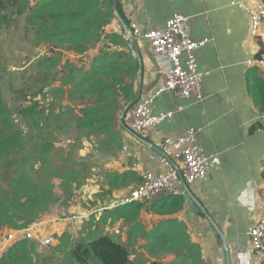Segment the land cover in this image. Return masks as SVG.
I'll return each mask as SVG.
<instances>
[{
    "label": "crops",
    "instance_id": "obj_1",
    "mask_svg": "<svg viewBox=\"0 0 264 264\" xmlns=\"http://www.w3.org/2000/svg\"><path fill=\"white\" fill-rule=\"evenodd\" d=\"M232 1L119 0L128 27L134 21L145 30L166 28L179 13L192 17L189 30L193 39L207 38L211 42L195 51L199 68L205 73L204 100L192 105L193 99L183 101L170 92L162 94L155 101L156 110L168 111L183 104L187 109L148 139L134 135L125 124L117 126L116 147L111 155L121 166L112 171L136 173L131 165L139 162L154 173L164 172L162 156L150 144L165 137H179L188 128L201 129L200 144L221 161L204 180L188 186L180 209L176 204L164 208V214L143 210L135 219L129 216L131 221L127 222L119 215L120 209L130 206L128 209L134 210L133 203L106 208L105 220L118 224L116 234L123 226L128 229L122 237L113 236L131 250V259L137 264H226V247L230 264H264L249 252L248 237L249 228L264 209V113L257 104L259 93L264 91V69L246 65L250 59L264 57V27L253 37L248 15L231 5ZM124 31L119 19L107 29L109 35L122 36ZM105 45L103 42L101 47ZM138 45L143 59L142 96H146L165 84L167 64L158 61L149 43L138 41ZM98 52L94 51L96 55ZM137 81L134 94L138 91ZM136 185L130 183L123 188ZM168 198L154 204L159 207ZM194 201L207 216L191 207ZM34 245L36 252L40 251ZM33 264H42L38 255H33Z\"/></svg>",
    "mask_w": 264,
    "mask_h": 264
},
{
    "label": "trees",
    "instance_id": "obj_2",
    "mask_svg": "<svg viewBox=\"0 0 264 264\" xmlns=\"http://www.w3.org/2000/svg\"><path fill=\"white\" fill-rule=\"evenodd\" d=\"M113 1L0 0V52L15 40L37 47V52L18 54L24 61L22 66L28 65L24 71L8 72V67L0 71V231L24 228L58 203L53 186L35 180V173L61 177L66 198L73 183L80 184L77 172L66 169L61 173L62 169L52 164L57 157L52 152L58 147H54L49 128L56 121L64 129L62 122L70 116L68 128L72 121L76 132L87 137L103 136L108 148L116 147L115 128L121 126L117 112L126 107L118 101L123 97L127 105L135 98L138 61L133 50L129 51L125 32L122 36L107 33L118 15L127 22L119 0L116 9ZM103 42L106 45L101 47ZM112 47L115 50L109 51ZM39 49L47 50L50 57H41ZM96 49L99 54L88 69L81 72L70 59L62 64L66 69H58L63 56L94 53ZM39 69H44V77ZM57 74L61 85L59 81L55 84ZM68 101H78L80 107H71ZM257 104L263 114L264 91L259 93ZM45 134L53 143H43ZM109 179L113 189L140 182L134 172L114 173ZM182 204V196L169 197L159 207L135 202L134 210L123 207L119 215L130 222V217L137 218L143 210L164 214L168 205L180 209ZM60 241L55 250L67 252L58 264H137L131 259V250L110 234L97 233L74 247L67 234ZM33 255H37L34 243L19 242L0 258V264H33Z\"/></svg>",
    "mask_w": 264,
    "mask_h": 264
},
{
    "label": "built area",
    "instance_id": "obj_3",
    "mask_svg": "<svg viewBox=\"0 0 264 264\" xmlns=\"http://www.w3.org/2000/svg\"><path fill=\"white\" fill-rule=\"evenodd\" d=\"M231 5L248 15L251 35L258 36L264 27V1L234 0ZM191 21L192 17L176 13L166 28L145 30L134 21L128 27L138 41L151 45L154 55L161 64H167L165 84L156 91L142 96L130 108L129 118L125 120L127 130L142 139H148L162 125L172 121L187 109L183 104L168 111L156 110L155 101L165 92H170L183 101L193 99L192 105H198L204 100L202 82L205 73L199 68L195 51L208 45L211 39H193L189 30ZM246 65L264 69V57L250 59L246 61ZM201 132V129L188 128L179 137H165L155 141L153 145L167 155L162 156L160 162L165 171L154 173L139 162H133L131 166L137 173L140 183L127 195L123 204L141 202L151 205L162 198L184 196L187 192L173 162L179 168L187 186L204 180L211 168L220 165L221 161L217 154H209L204 150L199 139ZM124 151L127 152L128 148L124 147ZM54 221L50 215L24 228L5 233L0 238V257L19 242H34L37 247L42 248L53 245V235H41V231L47 223ZM248 237L249 252L258 262H264V209L259 219L249 228Z\"/></svg>",
    "mask_w": 264,
    "mask_h": 264
},
{
    "label": "rangeland",
    "instance_id": "obj_4",
    "mask_svg": "<svg viewBox=\"0 0 264 264\" xmlns=\"http://www.w3.org/2000/svg\"><path fill=\"white\" fill-rule=\"evenodd\" d=\"M30 43L31 42H22L20 40H15L11 44L9 43V45H11L10 48L0 52V71H2L4 67H8V72L9 70L14 71L18 69L24 71L28 65L22 66L24 61L18 57V54H30L33 50L37 52L36 45ZM56 51L62 53L61 49H56ZM38 53L41 57H50L47 50H43L42 52L39 49ZM62 55L64 54L62 53ZM69 55L68 58L66 56L62 57L61 62L58 64V69H66L62 67V64L70 59V61H72L71 63L77 65L82 72L89 68L96 53L88 51L81 55L72 53ZM43 70L44 69L37 70L41 77H44ZM29 79H31V77ZM57 81H59V85H61L58 74L55 84ZM29 85L32 87L31 84ZM41 85H43V83H41ZM40 95L42 96V94H39V98L41 97ZM118 103L123 108L129 105V103L126 105V99L123 97L119 99ZM68 104L71 105V107H80L78 101H68ZM131 107L132 106H130L127 111L125 108L117 112L118 117L122 112L119 118H123L125 114H127L124 119V124L129 118ZM71 119L70 116H66L64 122L61 120V122L65 124L64 129L58 127L60 121H56L52 127L49 128V132H51V136L54 139V147H58L52 152L53 155L57 154V157L52 160V164L62 169L61 173L66 169L69 170V172H77V174L81 176L80 184L73 183L70 196L66 198V195L64 196L65 189L62 185L61 177L44 175L42 172L34 174L35 180H41L51 184L53 186V192L56 197L59 198L58 203L53 205L47 212L37 216V219L30 223L32 224L38 219H43L50 215L55 219L54 222L47 223L41 231V235H53L54 237L53 245L45 248L37 247L40 250L37 251L38 262L42 264H58L62 259V255H65L67 251L55 250L60 242V237L64 234L69 235L71 241L70 245L72 247L82 240H89L90 237L97 233L119 235L122 237L128 229L123 226L119 229V234H116L115 231L117 230L118 224L114 225V223H108V220H105L104 213L106 208L110 205L114 207L124 206L123 203L127 199V195L139 185L133 188H127L126 190L123 187L118 189L111 188V181L109 178L115 173L112 169L119 168L121 164L117 162L114 163V159L111 155L112 149L106 146L103 136L87 137L82 135L74 130L72 121H70V127L68 128V123ZM44 137L43 143H53V141L47 139L46 134ZM38 167L39 165L37 168ZM60 223H62L61 228L59 227ZM6 230L10 231L11 229H3L0 231V238L8 232ZM143 235L144 232L142 233V236Z\"/></svg>",
    "mask_w": 264,
    "mask_h": 264
},
{
    "label": "water",
    "instance_id": "obj_5",
    "mask_svg": "<svg viewBox=\"0 0 264 264\" xmlns=\"http://www.w3.org/2000/svg\"><path fill=\"white\" fill-rule=\"evenodd\" d=\"M113 7L114 9H116V0L113 1ZM116 14L118 15L117 11H116ZM118 19L121 20V23L123 24L124 28H125V34H126V39L128 40L133 52H134V55H135V58L137 59L138 61V91H137V94L135 96V98L129 103V105L126 107V111L127 109L130 107V106H133L135 105L142 97V88H143V59H142V54H141V51H140V48H139V45H138V41L137 39L135 38V36L129 31L128 29V26L125 24V22L119 17L118 15ZM120 124L123 125V122H122V117L120 118ZM151 145V148L155 151H157L161 156L163 157H166L167 155L164 154V152L159 149L158 147H156L155 145ZM175 168L177 169L178 171V174H179V177H180V180L181 182L183 183L184 187L186 190H188V186L186 185L185 183V180L183 179L182 175H181V172L179 170V168L177 167V165L173 162ZM191 207L197 211V210H200V212H203L205 216H207L206 212L204 211V209L198 205L196 203V201H194L192 204H191ZM225 256H226V264H230V254H229V249L228 247H226L225 249Z\"/></svg>",
    "mask_w": 264,
    "mask_h": 264
}]
</instances>
